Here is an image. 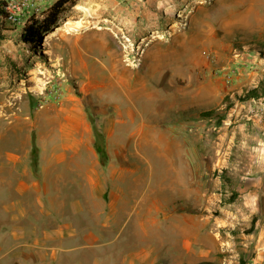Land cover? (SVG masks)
<instances>
[{"label":"rangeland","instance_id":"374dc122","mask_svg":"<svg viewBox=\"0 0 264 264\" xmlns=\"http://www.w3.org/2000/svg\"><path fill=\"white\" fill-rule=\"evenodd\" d=\"M55 1L43 0L42 5L51 6ZM80 7L91 12L88 14ZM76 21H82L83 25H77ZM67 22L77 27L68 31ZM21 28L0 18L3 34L0 39V130L21 122L24 116L38 109L44 110L49 98L60 94L56 84L62 74L57 55L71 34L101 32L104 40L98 44L103 45L105 63L109 57L115 67H125L127 74L134 68L142 73L158 59L160 52L162 60L167 58L171 64L181 51L184 69L192 78L169 73V79L176 80L169 86L172 95L162 102L157 98H166V90H161L153 81L149 85L156 97L146 104L149 115L146 120L153 129L156 146L146 147V158L156 172L162 173L166 172V161L179 160L190 166L193 163V175L191 169L189 174L185 172L182 189L177 191L181 194L169 204L184 214L183 224L188 228L185 241L198 237L204 244L215 247L214 254L200 262L264 264V201L258 200L257 204L256 196L242 198L226 167L231 163L264 159V99L258 100L264 96H247L248 90L254 88L250 82L255 78L260 88L264 85V0H68L48 40L46 32L40 43L25 44ZM189 50L193 54L192 63L190 56L186 60ZM262 71L263 74H257ZM109 75L105 70L99 76L100 82L110 86L106 91L111 94L106 92L103 99L96 94L98 90L81 89L77 84L79 78L68 76L72 89L87 101L91 121L98 128L96 112L110 113L115 98L112 92L118 91L112 87ZM187 91L198 92L199 127L194 133L174 137L164 129L174 122L179 112L169 107L167 113H161L160 104L190 100ZM21 131L13 126L0 138V144L16 145ZM170 176L168 185L174 178ZM140 209L137 201V211ZM192 215L199 225L198 232H192L188 224L187 217ZM130 228L132 223L119 234L120 246L126 244L123 239ZM153 228L146 224L145 230H140L136 249L151 244L146 233L153 235ZM167 235L171 241L180 239L174 233ZM169 263L176 264L175 260Z\"/></svg>","mask_w":264,"mask_h":264},{"label":"crops","instance_id":"0c3cea01","mask_svg":"<svg viewBox=\"0 0 264 264\" xmlns=\"http://www.w3.org/2000/svg\"><path fill=\"white\" fill-rule=\"evenodd\" d=\"M103 40L98 31L71 34L57 55L62 74L56 84L60 94L49 98L44 110L0 130V138L13 126L25 132L16 145L0 144V264H170V260L197 264L215 252L213 245L198 237L185 241L188 228L183 224L184 214L169 204L179 198L177 191L182 189L185 172L189 174L191 169L193 175V163L166 161V172L159 173L146 158V147L155 145L153 129L146 120V104L156 97L149 85L153 81L166 90V98H157L162 102L172 95L169 86L176 80L169 79V73L192 78L184 69L183 53L180 51L171 65L167 58L162 60L160 52V58L142 73L134 68L127 74L125 67H115L109 57L105 63L103 45L98 44ZM188 53L186 60L190 56L192 63L193 54ZM105 70L118 91L112 92L115 98L110 113L96 112L108 156L103 163L87 101L72 89L68 76L79 78L81 89L98 90L96 94L103 99L106 92L111 94L106 91L109 84L99 80ZM250 83L259 87L256 78ZM186 93L190 100L160 104L161 113H167L169 107L179 112L164 129L174 137L194 133L199 127L198 92ZM226 167L242 198L256 196L257 204L264 201V159ZM198 168L197 163L196 177ZM170 174L174 178L168 185ZM187 221L192 232L199 231L193 215ZM130 223L132 228L123 239L126 244L120 246L119 234ZM146 224L155 227L153 235L146 233L151 244L136 249L137 234ZM168 232L180 239L171 241L165 236Z\"/></svg>","mask_w":264,"mask_h":264},{"label":"trees","instance_id":"16d2710c","mask_svg":"<svg viewBox=\"0 0 264 264\" xmlns=\"http://www.w3.org/2000/svg\"><path fill=\"white\" fill-rule=\"evenodd\" d=\"M68 0H58L50 9V12L48 15L43 19H32L31 22L25 27L24 32L22 34V41L25 44H34V43H40L43 38V34L46 32H50L53 30V28L57 25L58 20L60 18V15L62 13V8L64 4ZM8 14L6 10L3 8L2 3L0 2V18L3 21L7 20ZM3 37V34L0 32V39ZM264 87L263 84H261V88L254 87L248 90L247 96L248 97H259L264 96V91H261V89ZM95 132L97 136V151L101 156V159L103 163H105L108 160L107 152H106V146L103 139L102 133L99 131V128L95 126ZM102 142V143H101ZM37 153L38 148L35 143L33 142V162L36 165L37 164ZM241 260H244V257H241ZM197 264H214L213 262H199Z\"/></svg>","mask_w":264,"mask_h":264},{"label":"built area","instance_id":"2783aa9c","mask_svg":"<svg viewBox=\"0 0 264 264\" xmlns=\"http://www.w3.org/2000/svg\"><path fill=\"white\" fill-rule=\"evenodd\" d=\"M43 0H0L3 8L6 10L7 20L15 25L21 26V33L32 19L45 18L56 0L51 6H43Z\"/></svg>","mask_w":264,"mask_h":264},{"label":"bare ground","instance_id":"6f19581e","mask_svg":"<svg viewBox=\"0 0 264 264\" xmlns=\"http://www.w3.org/2000/svg\"><path fill=\"white\" fill-rule=\"evenodd\" d=\"M252 3V2H251ZM81 9H83L86 13H90L91 11H90V9H88V8H86V7H80ZM77 22V21H76ZM75 22V23H76ZM83 22L82 21H78L77 22V25H83L82 24ZM77 26H75V24L74 23H72V22H67L66 24H65V28H66V30H68V31H71V30H73V29H75ZM58 30H62V28H58ZM52 31H50V32H48L47 33V40L49 39V37L52 35Z\"/></svg>","mask_w":264,"mask_h":264}]
</instances>
